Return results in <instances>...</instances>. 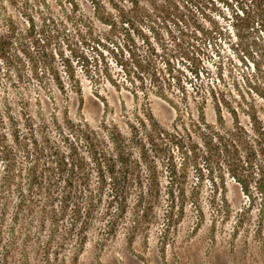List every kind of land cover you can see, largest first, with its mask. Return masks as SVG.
I'll list each match as a JSON object with an SVG mask.
<instances>
[{
  "label": "trees",
  "instance_id": "16d2710c",
  "mask_svg": "<svg viewBox=\"0 0 264 264\" xmlns=\"http://www.w3.org/2000/svg\"><path fill=\"white\" fill-rule=\"evenodd\" d=\"M109 2L116 12L104 0L59 1L72 37L49 9L25 8L18 18L0 13L2 261L33 246L47 254H77L92 232L107 240L123 231L131 244L160 217L165 235L187 204L203 218L206 180L213 219H226V176L245 198L235 224L264 233V115L246 91L235 100L220 86L206 88L201 75L208 72L199 67L204 57L217 58L219 80L226 50L231 67L251 65L260 72L264 0H219L226 27L198 0ZM176 58L192 78L183 82ZM76 67L89 81L104 80L133 97L154 94L171 104L175 118L165 126L142 108L125 116L124 127L106 120L94 127L66 111L45 114L42 103L54 102L51 85L81 96ZM188 83L195 114L185 105L186 116L173 95L185 102ZM246 83L248 92L255 90L252 80ZM208 97L212 122L205 118ZM160 207L161 216L155 213Z\"/></svg>",
  "mask_w": 264,
  "mask_h": 264
},
{
  "label": "rangeland",
  "instance_id": "374dc122",
  "mask_svg": "<svg viewBox=\"0 0 264 264\" xmlns=\"http://www.w3.org/2000/svg\"><path fill=\"white\" fill-rule=\"evenodd\" d=\"M59 1L62 0H0V13H9L18 18L19 13L25 8L33 13L49 9L57 19L63 22L64 31L72 37L74 35L73 26L65 21ZM104 1L107 8L116 12L109 0ZM138 1L146 4L154 0ZM213 1L215 5L210 0H198L199 3L205 5V12L216 17L219 25L226 27L228 21L224 18L227 16L225 5L219 0ZM64 5L66 3L63 7ZM84 7L88 11V6L84 5ZM193 13L196 16H193L194 19L202 21L203 17L200 13L195 11ZM190 22L192 23L191 19ZM226 52L225 50L221 60V78L217 81L216 78H219L216 68L219 66L218 59L204 57L201 60L200 69L203 68L208 72V74L201 75L204 85L206 88L207 84L220 86L235 100L239 97L237 96L238 91H246L247 94L249 93L246 98L253 99L264 115V60L261 62L260 72L254 71L251 65L231 67L225 58ZM262 52L264 53V42ZM180 60L176 58L177 68L182 67L183 69L182 80L184 82L186 76L189 79L192 76ZM59 61L57 58L56 62L59 63ZM76 68L82 84L81 96L70 92L68 88L66 93L61 94L51 85L54 102L42 103L45 114L55 112L61 115L66 111L69 117L82 119L94 127L102 120L114 121L124 127L125 116H131L142 108L150 109L155 118L165 126H169L175 118V110L171 104L154 94H149L148 99L140 93L137 97H133L123 89L115 90L104 80L99 83L89 81L80 69ZM111 68L117 69L114 63ZM246 78L252 80L255 90L248 92ZM187 85L191 96L185 102L175 97L179 93L174 94L173 98L185 115L186 110L195 114L193 90L189 87V83ZM185 105H187L186 110H184ZM225 116L228 120V115ZM205 118L209 122L215 120L209 97L205 108ZM242 120H245L244 117ZM192 181H194V176L190 175L189 183ZM225 182L229 202V216L226 219L219 217L213 219L215 209L209 204L212 186L206 180L200 194L203 218H200V211L197 207L187 204L182 218L172 224L165 235L162 233L164 226L160 217L158 222L153 223L146 232L138 233L131 244L126 240L123 231L107 240L100 239L92 232L77 254L71 250L60 251L58 254L53 252L47 254L41 248L37 249L33 246L26 254L23 251H16L6 257L5 261L0 260V264H264V233L261 236L254 235L252 224L243 226L235 224L234 216L244 204L245 198L235 181L226 176ZM162 208L160 207L155 213L161 216Z\"/></svg>",
  "mask_w": 264,
  "mask_h": 264
}]
</instances>
